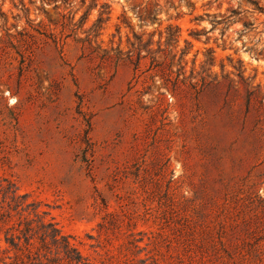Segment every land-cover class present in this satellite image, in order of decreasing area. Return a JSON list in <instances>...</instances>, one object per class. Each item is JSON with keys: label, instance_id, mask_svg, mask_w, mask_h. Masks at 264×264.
Listing matches in <instances>:
<instances>
[{"label": "rangeland", "instance_id": "rangeland-1", "mask_svg": "<svg viewBox=\"0 0 264 264\" xmlns=\"http://www.w3.org/2000/svg\"><path fill=\"white\" fill-rule=\"evenodd\" d=\"M85 263L264 264V0H0V264Z\"/></svg>", "mask_w": 264, "mask_h": 264}, {"label": "trees", "instance_id": "trees-1", "mask_svg": "<svg viewBox=\"0 0 264 264\" xmlns=\"http://www.w3.org/2000/svg\"><path fill=\"white\" fill-rule=\"evenodd\" d=\"M4 189V187H2ZM6 189V188H5ZM11 197L12 201L16 202V206H22L24 207V202L19 201L20 196H17V189L14 188V185L10 184V186L7 188L5 191V199ZM31 204H27V207L30 206ZM30 229V228H29ZM43 229L40 233V236L42 237L43 240H46L47 238H51L53 241L56 243L62 239L63 241V246H64V253L65 257L70 261L74 263H81L84 262L86 259L82 256V254L77 250L76 247H74L67 236L62 235L60 230H58L52 223H49V225H42ZM51 229V231H49ZM31 231V230H30ZM40 231V230H39ZM39 231H37L39 233ZM85 264H90V263H85Z\"/></svg>", "mask_w": 264, "mask_h": 264}]
</instances>
